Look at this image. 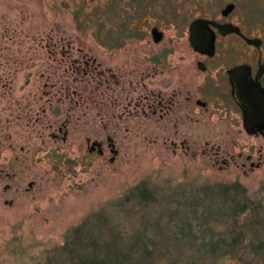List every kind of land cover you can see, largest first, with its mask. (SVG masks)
<instances>
[{"label":"rangeland","instance_id":"1","mask_svg":"<svg viewBox=\"0 0 264 264\" xmlns=\"http://www.w3.org/2000/svg\"><path fill=\"white\" fill-rule=\"evenodd\" d=\"M109 1L0 0V264H47L101 211L123 233L156 239L149 264H181L180 253L197 251L190 219L225 218L212 187L238 183L264 207V135L244 131L226 75L264 62V0H146L144 37L116 50L71 18L82 2ZM197 18L261 45L229 35L199 56L188 43ZM141 182L155 202L113 207Z\"/></svg>","mask_w":264,"mask_h":264},{"label":"trees","instance_id":"2","mask_svg":"<svg viewBox=\"0 0 264 264\" xmlns=\"http://www.w3.org/2000/svg\"><path fill=\"white\" fill-rule=\"evenodd\" d=\"M145 4L146 0H110L101 10L99 6L87 7L82 2L71 11V18L78 32L91 31L96 43L116 50L144 37L137 24L146 9ZM212 188L220 201L219 207L214 206L213 210L217 213L224 209L218 217L223 215L225 218H214L207 223L193 216L187 230L197 251L180 253L177 257L182 260L179 262L222 264L228 260L231 264H264V207L261 201L250 197L238 183L217 184ZM153 202L155 194L141 182L128 190L113 207L123 209L132 203L133 211L135 206ZM193 213L203 214L200 207ZM221 226L224 231H217ZM133 230L123 233L122 228L109 222L104 211L90 215L68 233L66 244L47 259V264H149L158 255L151 248L156 247V239H151L146 232ZM185 232L180 229L179 235Z\"/></svg>","mask_w":264,"mask_h":264},{"label":"water","instance_id":"3","mask_svg":"<svg viewBox=\"0 0 264 264\" xmlns=\"http://www.w3.org/2000/svg\"><path fill=\"white\" fill-rule=\"evenodd\" d=\"M233 9V4H227L222 15H228ZM214 30L221 36L239 35L245 43L256 48L261 44L259 39L244 37L239 28L233 24H219L212 20L197 18L188 25V43L191 49L202 56H213L216 40ZM151 34L154 43H158L162 39V33L157 28H153ZM263 72L264 66H260L257 75L252 77L250 67L246 64L234 66L226 71L230 96L241 112L242 127L248 135H264V87L258 82L259 76ZM94 147L98 148V154L102 153L99 143H92L90 150H93Z\"/></svg>","mask_w":264,"mask_h":264},{"label":"flooded vegetation","instance_id":"4","mask_svg":"<svg viewBox=\"0 0 264 264\" xmlns=\"http://www.w3.org/2000/svg\"><path fill=\"white\" fill-rule=\"evenodd\" d=\"M231 13V12H230ZM224 16V15H223ZM227 16V15H226ZM217 23H219V24H225V23H228V22H217ZM231 24V23H230ZM239 28V27H238ZM239 30H240V33L242 34V32H241V29L239 28ZM214 32H215V34H216V40H215V49H216V42L218 41V39L219 38H223V37H226V36H229V35H233V36H239V35H236V34H229V35H225V36H221V35H219L217 32H216V30H214ZM243 35V34H242ZM244 36V35H243ZM241 39H242V37L241 36H239ZM245 37V36H244ZM243 40V39H242ZM261 45V44H260ZM197 54V53H196ZM214 54H215V52H214ZM199 55V54H198ZM199 56H202V55H199ZM214 56V55H213ZM213 56H211V57H207V56H202V57H204V58H207V59H210V58H212ZM237 65H240V64H237ZM237 65H234V66H237ZM234 66H232V67H234ZM262 67V66H264V62H261V60H259L258 62H257V66H256V69L254 70L253 68H251L250 66V70H251V76L252 77H255L256 75H257V73H258V69H259V67ZM197 67H198V69L199 70H201V71H203L204 69H205V67H204V65H203V63H201V62H198L197 63ZM232 67H230V68H232ZM229 68V69H230ZM227 75V74H226ZM227 81H228V77H227ZM258 82H259V84L262 86V87H264V72L263 73H261L260 74V76H259V79H258ZM229 84V83H228ZM229 88H230V86H229ZM231 97V96H230ZM232 99V98H231ZM197 105L199 104L198 102L196 103ZM205 105H203V107H204ZM238 108V107H237ZM240 111V110H239ZM241 113V112H240ZM242 117V116H241Z\"/></svg>","mask_w":264,"mask_h":264}]
</instances>
